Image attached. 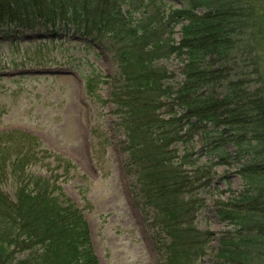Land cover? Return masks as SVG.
Segmentation results:
<instances>
[{"label":"trees","instance_id":"trees-1","mask_svg":"<svg viewBox=\"0 0 264 264\" xmlns=\"http://www.w3.org/2000/svg\"><path fill=\"white\" fill-rule=\"evenodd\" d=\"M184 4L168 13L166 0H0V26L68 29L89 44L110 41L117 70L102 83L110 85L138 197L152 212L159 264H197L207 253L213 232L198 227L197 217L210 169L225 160L226 141H217L226 138L251 155L239 169L243 190L217 209L235 228L219 251L233 264H264V4ZM174 53L186 57L177 89L160 64ZM86 90L100 99L93 80ZM199 133L218 162L199 163L185 146ZM41 147L32 133L0 132V264H99L85 215L59 182L75 166L59 155L53 166Z\"/></svg>","mask_w":264,"mask_h":264},{"label":"rangeland","instance_id":"rangeland-1","mask_svg":"<svg viewBox=\"0 0 264 264\" xmlns=\"http://www.w3.org/2000/svg\"><path fill=\"white\" fill-rule=\"evenodd\" d=\"M166 1L168 13L185 6L184 0ZM180 28L175 29L176 42L182 38ZM50 32L23 30L15 23L0 26V132L32 133L42 141L41 148L51 155V162L59 155L73 163L70 178L59 182L85 215L99 264H159L152 212L138 197L129 153L109 102L110 85L102 83L117 70L111 43L89 44L68 29ZM185 62L186 57L176 53L160 62L172 74L170 83L175 89L184 80ZM89 79L100 99L87 92ZM227 141H217L219 145L225 142L221 146L225 160L211 167L213 181L201 193L205 206L197 225L212 231L213 237L197 264H233L219 249L222 237L235 228L219 218L217 209L225 208L243 190L239 169L252 158L242 156L240 147ZM203 144L199 133L185 146L195 159L200 158L199 163L210 165L217 158L207 154Z\"/></svg>","mask_w":264,"mask_h":264}]
</instances>
